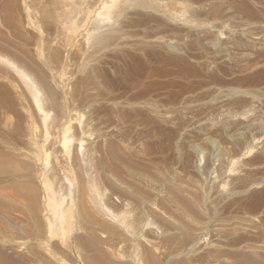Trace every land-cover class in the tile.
I'll return each instance as SVG.
<instances>
[{
  "label": "rangeland",
  "instance_id": "obj_1",
  "mask_svg": "<svg viewBox=\"0 0 264 264\" xmlns=\"http://www.w3.org/2000/svg\"><path fill=\"white\" fill-rule=\"evenodd\" d=\"M99 2L0 0V137L37 154L36 88L48 124L65 106L79 134L90 122L53 184L71 227L50 240L24 199H1L0 264H239V248L264 260V0H117L108 18Z\"/></svg>",
  "mask_w": 264,
  "mask_h": 264
},
{
  "label": "bare ground",
  "instance_id": "obj_2",
  "mask_svg": "<svg viewBox=\"0 0 264 264\" xmlns=\"http://www.w3.org/2000/svg\"><path fill=\"white\" fill-rule=\"evenodd\" d=\"M52 1L56 4H62L64 0H52ZM102 1L103 0H101V2H99V4L101 3V5L99 6L98 9L91 8V10L94 9L92 11V13L96 16H102V17L108 18L107 12L115 4V2L117 0H107V1H103V2ZM125 3L126 2H124V4ZM91 6H93V5H91ZM86 13H87V11H86ZM88 18H90V17H88ZM90 20H91V18H90ZM77 27H78V25L76 26V28ZM79 30H80V28H79ZM73 31H74V29L72 28V30H70V32H68V34L70 33L71 35H73ZM80 32H82V31H80ZM68 34H65V35L69 36L70 34L69 35ZM6 62L9 65V67L12 68L14 73H16L17 75H19L22 78H25V79L28 78L27 73L23 69H21L15 62H13L12 60H9V59H7ZM49 70L52 71V68L50 67V65H49ZM1 79H2V77H1ZM0 83H2V81H0ZM56 83L58 84V81ZM11 85H13V82L11 83ZM38 93H39V91L36 88L34 93H33L32 106H33L34 111H36V113L42 115V121H43V125H44V137L45 138L43 141L39 140L40 142H36L37 143V148H36L37 154L33 153V151L29 152V151L23 150L22 148L18 147L15 143H13L11 140H9L7 138H1L0 137V203L4 198L5 199H12V198L14 199V198L20 197L21 199H24L25 202L24 201L23 202L25 204V207L28 209L27 212H30L33 216V218H31L34 220L33 225H35L38 229H40V228L42 229L43 226H46V233L45 234H47L49 239L50 240H59L60 238H62L61 236L67 230H69V228L72 225V221H71V215H70L71 212L69 213V211H70L69 205L66 206L63 203L64 195L58 196L56 194L57 189H56V191L54 189V187L56 185L53 187V184H54L55 178H57L58 180L59 179L60 180L69 179V178L65 177L64 174H61V176L64 175V177L63 176L58 177V175H60L59 174L60 171H63V173L68 172L69 174H70V172L71 173L74 172V171H72L74 169L72 167V165H74L73 164L74 162L72 163V165H70L66 159H69L70 157H72L71 159L78 158V157H76V156H78L77 151L83 144V140L81 139L83 137L80 138L78 136L79 131L77 132L76 124L73 125V119H76V118L74 116L75 112H74V109L72 107H71L72 109L70 107H68L69 108L68 109V108H66L67 106H65V110L64 111L62 110L63 113H61L62 115L59 117V119H57L55 117L56 122L54 124L51 123L52 125L48 124V122L46 121L47 113L44 110V107L41 104L40 99L37 97ZM58 113H57V115H58ZM88 123L90 124V122H88ZM88 123L84 122L83 127H82L81 133L84 136H88L90 134V129H89ZM33 127L36 128L38 126H36L34 124ZM50 133L52 134V139H50L49 143L46 144L48 141L47 138L49 137ZM35 136H36V134H35ZM36 141H38V140H36ZM252 150H253V146H249L244 151H241L239 153L238 157L232 158L230 160L231 167L229 169H227L228 172L229 173L234 172V170H235L234 168L238 164L239 158L241 156H244L246 154L251 153ZM38 154H41V157L43 158L42 160H45L46 162H48V158L52 156V159H50L51 160L50 171L47 174V176L45 177V179H43V177L41 178L42 174H41V172L39 173L38 172L39 169H37L39 166V165L37 166ZM63 157H64V159H63ZM70 161H72V160H70ZM75 161H78V160L75 159ZM200 161H201V158H200ZM76 173H77V171H76ZM78 173H79V171H78ZM81 177L82 176L79 173V180L83 181L82 180L83 178H81ZM58 180H55V182L61 183ZM83 186H82V188H83ZM80 190L82 191V189H80ZM57 193H58V191H57ZM42 198L45 199V206L52 213L53 218H54L53 220L48 219V220H46V222H43L42 218L40 216H38L39 214H42L41 208H40L41 213L37 214L39 212L38 205L40 203L39 206H41V203H42L39 200H42ZM6 201L4 200V202H6ZM8 201H10V200H8ZM4 202H2V204ZM41 207H43V205ZM21 209H22V207H21ZM44 210H46V209H44ZM23 211H25V210H23ZM2 213H4V212H2ZM42 216H44V215H42ZM46 218L47 217H45L44 219H46ZM0 219L3 221L2 215L0 216ZM27 219H29V218H27ZM5 221H7V220L5 219ZM8 225H10V224L8 223ZM22 226H23V224H22ZM11 227L13 229H16L17 225L12 224ZM2 230L3 229L0 226V232ZM3 239H4V237H3ZM83 239H81V240L83 241ZM86 239L87 238H85V240ZM76 240H77V238H76ZM81 240H79V241H81ZM89 242H91V241H89ZM77 243L79 244V242H77ZM84 244H85V246H87L86 248H88V245L90 246V244L94 245L92 242L87 243L86 241L84 242ZM1 245H5V244H1ZM80 245H81V243H80ZM233 253H235L237 256H239V259H240L239 264H264V260H262L259 257L258 251L256 249L253 250L250 248H239V249H236L235 251H233ZM8 254H6L4 249L0 247V260H6L9 257V256L7 257ZM105 256L106 255L103 256L101 254H94L92 257V260H95L97 262H100V261L103 262L104 261L106 263L107 259L105 258ZM147 258L148 259H146V261H148L149 264H159V261H157L155 256L149 252H148ZM62 260H60L59 263H62ZM62 264H65V263H62ZM107 264H116V263H114L111 260L110 261L107 260Z\"/></svg>",
  "mask_w": 264,
  "mask_h": 264
}]
</instances>
